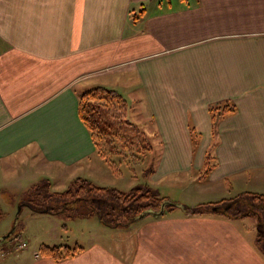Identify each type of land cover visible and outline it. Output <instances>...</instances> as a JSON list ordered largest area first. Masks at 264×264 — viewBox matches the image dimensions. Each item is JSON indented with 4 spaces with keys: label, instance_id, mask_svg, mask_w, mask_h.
Instances as JSON below:
<instances>
[{
    "label": "crops",
    "instance_id": "0c3cea01",
    "mask_svg": "<svg viewBox=\"0 0 264 264\" xmlns=\"http://www.w3.org/2000/svg\"><path fill=\"white\" fill-rule=\"evenodd\" d=\"M127 74L161 146L153 177L220 184L221 200L264 195V0H0L2 172L17 163L34 165L42 180L103 176L109 167L78 116V97L98 86L117 91ZM225 103L235 112L218 121L213 138L209 108ZM191 129L200 135L195 149ZM213 144L216 167L199 181ZM193 218L185 212L198 234L180 241L167 222L108 227L122 239L89 233L86 243L65 241L53 226L37 241L0 243V264H264L245 218ZM41 245L82 250L54 262L39 255Z\"/></svg>",
    "mask_w": 264,
    "mask_h": 264
},
{
    "label": "trees",
    "instance_id": "16d2710c",
    "mask_svg": "<svg viewBox=\"0 0 264 264\" xmlns=\"http://www.w3.org/2000/svg\"><path fill=\"white\" fill-rule=\"evenodd\" d=\"M129 109L127 101L117 91L101 86L89 89L78 97V116L89 132L95 152L114 172L118 171V164L121 163H125L130 170L135 166H141L151 149L145 134L127 120ZM234 112L235 107L227 103L209 108L213 138L216 136L218 121ZM190 137L195 149L200 135L191 129ZM212 148L214 144L207 150L202 168L198 172L199 181L206 179L216 167ZM150 168L145 179L154 172L153 164ZM49 188L48 181L43 180L26 191L23 204L32 214H46L66 221L95 217L102 225L115 228L129 226L146 213L159 212L162 208L172 210L176 207L168 204L166 198L158 197L156 191L147 186H137L128 192H122L77 178L63 192H51ZM244 199H249L257 208L250 211L241 208L239 204ZM213 208L215 212L211 211ZM186 212L194 217L212 213L227 220L256 217L255 250L264 257V195L244 193L232 199H224L205 206L198 205L187 209ZM2 218L3 213L0 209V221ZM115 218L117 221L124 218V224L115 222ZM63 227L65 228V225ZM15 238L0 240V243L11 242ZM81 250L82 248L76 245L73 247L41 245L38 253L54 262H60L73 257Z\"/></svg>",
    "mask_w": 264,
    "mask_h": 264
},
{
    "label": "rangeland",
    "instance_id": "374dc122",
    "mask_svg": "<svg viewBox=\"0 0 264 264\" xmlns=\"http://www.w3.org/2000/svg\"><path fill=\"white\" fill-rule=\"evenodd\" d=\"M117 81V91L119 93H122L124 98L128 101V106H131V110L129 109L126 115L127 120L129 121V123L135 124L139 128V130L145 134V137L147 138L151 146L150 153L147 154L143 164L141 166H135L130 170L125 165V163H121L118 164L119 167L117 172H114L112 169L107 168L104 165L105 170L103 172V176L96 174L88 177L86 176L88 175L87 171H85L84 173L80 172V174H78L76 178H72L68 182L56 181L52 174L48 175L49 180H47L48 178L44 179L50 181V183H48L50 185L49 189L51 192H63L67 190L71 183L77 178L84 179L86 181H93V183L97 186L115 188L122 192H128L130 189L137 186H147L148 188L155 190L158 197L166 198L168 204L175 205L176 208L174 209V211L172 210V212L169 210H165L164 215L158 217H156L153 213H147L148 215L144 216V219L142 221H137L136 219L135 222H137V224L151 223L153 221L173 223L175 224V226L173 227V238H179V241L181 240V237L194 239L198 232L195 229L193 230L189 226V223L185 221L184 214L187 209H190V205L205 206L209 203H216L221 201V188L218 189L220 184L209 185L207 183V186L205 188L202 185L198 186L197 184H195V178L193 179L192 176L190 177L184 174L153 177L152 173L151 175L149 174L145 179V177L147 176L146 172L151 169L150 165L153 164V167H155L157 161L162 155V150L159 149L161 146L157 143V136L153 132H149L150 127L147 125L148 123L146 124L145 121V109L142 107L141 103L139 105L136 104V100L138 99V91L135 85L136 77L134 75L127 74L125 78L117 79ZM127 89L128 91L125 92V90ZM135 115H140L138 120H135ZM115 162L117 163V159L115 160ZM2 164H4V162L0 161V209L3 213V218L0 221V238L7 235H9V237H16L13 241L15 244H17L20 240L22 241L23 239H30V237L33 238L34 241H37L38 237H43L44 234H46L45 237H47L48 234L54 233L53 226H59L58 232L62 235L63 239H65V241H68L69 243H73V240L76 238L80 239L82 241L81 243H86L87 241H89V233H91V235H96L98 238H102V240L122 239L121 235H116V232L108 229L109 226L100 225L98 223V219L95 217H91L85 220H75V222L66 221L60 218L59 222L53 223L47 221L46 217H31L29 215L30 210L26 205L23 204V200L27 189L35 184L43 182V180L40 179V172L39 174H36V168L34 165H32L31 167L29 164L19 165L16 163L14 166H12V171H10L9 173H4L2 172L3 168H1ZM227 187H229V184L223 187L222 192L227 190ZM197 189H200L202 194H198ZM238 194L239 193L235 192L232 196L228 197L232 199L238 196ZM239 205L241 208L248 209L249 211L255 210L257 208V205L250 202L249 199H244ZM19 208H21V211H19ZM213 209H211L212 212H214ZM210 214L212 213L207 214L208 216H204V218L203 216L197 218L201 220L212 219L215 221H221V219H225V217L221 215L218 216ZM193 219L196 218L194 217ZM124 220L125 219L122 218L120 221H117V219L115 218V222L121 224H124ZM243 223L245 225L253 224L254 228L250 230L254 234L256 233V217L245 218ZM64 225L67 226V232H64L61 229V226ZM119 228L124 227L119 226ZM125 238L133 240L131 237ZM31 244L34 246L38 245L33 242H31ZM182 248L183 246L179 245L178 249L182 250Z\"/></svg>",
    "mask_w": 264,
    "mask_h": 264
},
{
    "label": "water",
    "instance_id": "95a60500",
    "mask_svg": "<svg viewBox=\"0 0 264 264\" xmlns=\"http://www.w3.org/2000/svg\"><path fill=\"white\" fill-rule=\"evenodd\" d=\"M164 210H165V209L162 208L159 212H155V213H153V214H154L156 217L161 216V215L163 214ZM213 211L215 212V209H213ZM146 215H148V214L146 213V214L140 216L139 218H142V217H144V216H146ZM8 237H9V235L0 238V240H5V239H7Z\"/></svg>",
    "mask_w": 264,
    "mask_h": 264
},
{
    "label": "built area",
    "instance_id": "2783aa9c",
    "mask_svg": "<svg viewBox=\"0 0 264 264\" xmlns=\"http://www.w3.org/2000/svg\"><path fill=\"white\" fill-rule=\"evenodd\" d=\"M21 247H22V248H26V244L23 243V244L21 245Z\"/></svg>",
    "mask_w": 264,
    "mask_h": 264
}]
</instances>
